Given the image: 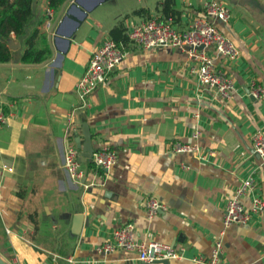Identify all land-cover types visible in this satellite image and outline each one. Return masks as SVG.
Here are the masks:
<instances>
[{"label":"crops","instance_id":"obj_1","mask_svg":"<svg viewBox=\"0 0 264 264\" xmlns=\"http://www.w3.org/2000/svg\"><path fill=\"white\" fill-rule=\"evenodd\" d=\"M206 1L108 0L89 12L63 53L66 42L49 39L60 10L48 27L49 0H36L26 34L6 40L12 59L0 63L7 116L0 129V251L13 264H162L143 262L134 251H99L129 222L138 239L182 249L170 264H200L194 258L210 256L217 241L231 264H264V215L224 224L227 202L244 179L254 178L241 198L246 207L264 195V164L252 142L264 132V97L251 93L254 84L264 86V0H219L232 16L218 27L240 50L232 61L209 50L234 80L228 100L199 82L186 53L136 46L126 33L128 18L168 17L188 29ZM36 29L35 47L48 53L41 63H25L26 39ZM106 38L128 53L82 100L76 82ZM87 130L94 149H113L118 161L105 170L82 157L77 179L64 167L65 154L72 145L80 159ZM176 141L198 145L204 157L174 153ZM150 197L164 205L151 218ZM36 233L45 249L30 239Z\"/></svg>","mask_w":264,"mask_h":264},{"label":"built area","instance_id":"obj_2","mask_svg":"<svg viewBox=\"0 0 264 264\" xmlns=\"http://www.w3.org/2000/svg\"><path fill=\"white\" fill-rule=\"evenodd\" d=\"M44 13L47 26L50 27L56 11L48 6ZM231 16L232 12L228 6L219 0H207L203 12L197 15L190 27L185 30H178L172 19L168 17L150 18L143 22H135L132 18H128L125 26L128 40L133 45L143 48H173L186 53L189 59L193 60L190 71L199 82L228 100L232 97L235 88L234 80L216 65L209 50L213 48L219 56L231 61L240 57L237 44L218 27L219 23H227ZM127 53L124 44H119L112 38L104 39L93 50L85 71L76 82V91L80 98L86 100L92 95L106 81L113 68L125 59ZM251 93L256 98H263L264 86L254 84ZM6 122L5 109L0 105V129ZM252 142L264 164V132L256 131ZM171 149L174 153H195L201 157L205 155L198 145L191 143L176 141ZM117 161V152L107 147L95 150L92 157L95 166L105 170L111 169ZM64 167L72 177L82 178L79 151L72 145L66 150ZM253 184V177L244 179L237 187L234 196L227 202L224 214L226 226L234 223L248 224L254 220V216L264 215V195L254 197L250 207H246L241 202V198L251 191ZM163 208V203L157 197H150L146 202V211L150 218ZM222 248V243L217 241L210 256H198L194 260L200 264H231L222 258ZM115 250L134 251L139 255V259L146 263L180 258L183 253L181 248L170 244L138 239L135 226L130 222L114 229L111 239L99 247L100 252Z\"/></svg>","mask_w":264,"mask_h":264},{"label":"trees","instance_id":"obj_3","mask_svg":"<svg viewBox=\"0 0 264 264\" xmlns=\"http://www.w3.org/2000/svg\"><path fill=\"white\" fill-rule=\"evenodd\" d=\"M35 1L36 0H0V63L9 62L12 59V52L6 40L10 38L12 33H15L16 36H23L26 34V29L35 16ZM64 2L65 0H49L48 6L58 11ZM116 28H119V25L116 26ZM38 35L39 31L36 29L26 39V49L22 57L23 62L41 63L46 59L48 53L47 48L39 49L35 47V40ZM35 224L38 232L39 221L35 220ZM30 239L36 241L41 248L45 249L46 246L38 241L37 233L30 236ZM49 239L50 238L47 237L46 242L48 245L52 242V239ZM62 256L66 255L63 254ZM59 262V264H61V260H59Z\"/></svg>","mask_w":264,"mask_h":264},{"label":"water","instance_id":"obj_4","mask_svg":"<svg viewBox=\"0 0 264 264\" xmlns=\"http://www.w3.org/2000/svg\"><path fill=\"white\" fill-rule=\"evenodd\" d=\"M106 1L108 0H91V2L89 3L88 0H66L59 11L55 23L51 26L49 35L50 41L53 42L55 40H63L64 42H66L67 48L65 50L64 48H61V52H67L72 42L74 33L87 19L89 12ZM69 2L70 4L68 5ZM67 22L71 23V27L70 30L66 32L63 27ZM94 151L95 149L93 147L91 132L87 130L84 152L81 153L80 160H82V157H86L88 159L92 158ZM253 151L258 157L260 156L255 149H253ZM153 263L170 264L171 262L170 260H159L154 261ZM0 264L13 263L0 251Z\"/></svg>","mask_w":264,"mask_h":264}]
</instances>
